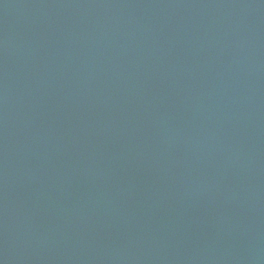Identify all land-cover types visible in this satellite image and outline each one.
<instances>
[{
  "label": "water",
  "instance_id": "1",
  "mask_svg": "<svg viewBox=\"0 0 264 264\" xmlns=\"http://www.w3.org/2000/svg\"><path fill=\"white\" fill-rule=\"evenodd\" d=\"M0 264H264V0H0Z\"/></svg>",
  "mask_w": 264,
  "mask_h": 264
}]
</instances>
